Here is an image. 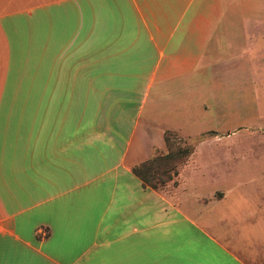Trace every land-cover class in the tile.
Listing matches in <instances>:
<instances>
[{"label":"crops","instance_id":"0c3cea01","mask_svg":"<svg viewBox=\"0 0 264 264\" xmlns=\"http://www.w3.org/2000/svg\"><path fill=\"white\" fill-rule=\"evenodd\" d=\"M261 25L264 0H0V264H264V176L199 204L192 166L161 192L133 172L158 116L262 72Z\"/></svg>","mask_w":264,"mask_h":264},{"label":"rangeland","instance_id":"374dc122","mask_svg":"<svg viewBox=\"0 0 264 264\" xmlns=\"http://www.w3.org/2000/svg\"><path fill=\"white\" fill-rule=\"evenodd\" d=\"M261 30L264 34V25H261ZM255 54L259 56L258 59L253 63H246L245 68L254 64L257 72H262L250 73L248 69L247 72L230 74L231 85H241L226 92L224 104L206 103L200 106L202 112H199L198 119L195 115L194 121L176 114L171 117L158 116L155 120V127L166 129L163 137L164 147H155L149 160L169 152L165 140L167 131L176 134L180 146L189 147L192 153L177 166L178 176L174 181L178 184L177 178L185 180L190 176L188 171L185 172L186 167L192 166L198 171L199 178L207 184L199 186L206 188V192L198 199L199 204L220 200L224 190L222 184H225V181L244 184L250 179L264 176V37ZM152 101L146 106L144 120L151 118L150 110L153 112L155 108ZM203 108H206L208 114H204ZM181 129L183 130L177 131ZM144 143L147 149L148 141ZM175 147L177 148V144ZM174 181L154 191L170 190V185L171 188L175 186ZM220 181L222 184L219 185ZM250 186L254 192L257 191L256 186Z\"/></svg>","mask_w":264,"mask_h":264},{"label":"trees","instance_id":"16d2710c","mask_svg":"<svg viewBox=\"0 0 264 264\" xmlns=\"http://www.w3.org/2000/svg\"><path fill=\"white\" fill-rule=\"evenodd\" d=\"M176 139V134L167 131L165 140L169 152L166 155L148 160L133 169L134 174L143 182L145 187L158 190L174 181V178L178 176L177 166L192 152L189 147H181ZM175 144H177V148Z\"/></svg>","mask_w":264,"mask_h":264}]
</instances>
